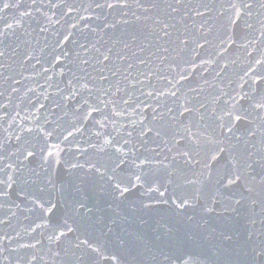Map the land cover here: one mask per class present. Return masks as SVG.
<instances>
[{
	"label": "water",
	"instance_id": "water-1",
	"mask_svg": "<svg viewBox=\"0 0 264 264\" xmlns=\"http://www.w3.org/2000/svg\"><path fill=\"white\" fill-rule=\"evenodd\" d=\"M0 264H264V0H0Z\"/></svg>",
	"mask_w": 264,
	"mask_h": 264
},
{
	"label": "snow or ice",
	"instance_id": "snow-or-ice-1",
	"mask_svg": "<svg viewBox=\"0 0 264 264\" xmlns=\"http://www.w3.org/2000/svg\"><path fill=\"white\" fill-rule=\"evenodd\" d=\"M8 6H9L8 4H5V5H4L5 8L8 7ZM111 6H112V5H109V7H111ZM106 58H107V57H106ZM137 179H139V177H137ZM116 187H117V189H119V184H117ZM126 191H128L127 188L123 189V192H126Z\"/></svg>",
	"mask_w": 264,
	"mask_h": 264
}]
</instances>
